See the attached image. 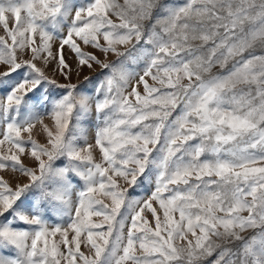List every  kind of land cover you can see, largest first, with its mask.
I'll use <instances>...</instances> for the list:
<instances>
[{"label":"snow or ice","instance_id":"obj_1","mask_svg":"<svg viewBox=\"0 0 264 264\" xmlns=\"http://www.w3.org/2000/svg\"><path fill=\"white\" fill-rule=\"evenodd\" d=\"M0 30V264H264V0H0Z\"/></svg>","mask_w":264,"mask_h":264},{"label":"rangeland","instance_id":"obj_2","mask_svg":"<svg viewBox=\"0 0 264 264\" xmlns=\"http://www.w3.org/2000/svg\"><path fill=\"white\" fill-rule=\"evenodd\" d=\"M0 34H2V30H0ZM84 75L95 76V73H89L87 70H85V72L81 74V80H83V76H84ZM75 79H76L75 76H73V81H74V82H75ZM87 87H88L89 89H91L92 85H87ZM36 138H37L38 140L41 139L40 136H36ZM137 191H140V190L138 189ZM9 254H10V253H9Z\"/></svg>","mask_w":264,"mask_h":264}]
</instances>
